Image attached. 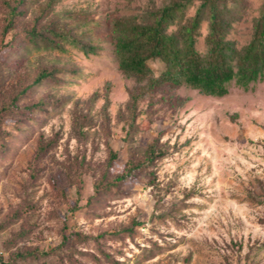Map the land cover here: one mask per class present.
I'll return each instance as SVG.
<instances>
[{
    "label": "rangeland",
    "instance_id": "obj_1",
    "mask_svg": "<svg viewBox=\"0 0 264 264\" xmlns=\"http://www.w3.org/2000/svg\"><path fill=\"white\" fill-rule=\"evenodd\" d=\"M5 1L3 261L38 249L51 253L14 264H264V78L248 88L233 80L221 97L165 83L134 108L138 83L119 67L112 22L164 0H25L3 34ZM262 1L236 6L229 38L239 49ZM148 64L155 76L165 68ZM42 70L53 72L36 83ZM152 144L161 154L144 162ZM130 161L141 163L136 174L115 182Z\"/></svg>",
    "mask_w": 264,
    "mask_h": 264
},
{
    "label": "trees",
    "instance_id": "obj_2",
    "mask_svg": "<svg viewBox=\"0 0 264 264\" xmlns=\"http://www.w3.org/2000/svg\"><path fill=\"white\" fill-rule=\"evenodd\" d=\"M239 1L242 0H164L161 6L148 8L141 15L114 19L112 36L119 67L138 83L130 92L132 106L135 108L139 99L165 83L188 85L207 95L221 97L229 93V84L233 80L248 88L252 82L264 78V0L254 20L252 38L240 49L229 38ZM5 2L8 18L3 34L14 28L18 9L25 0ZM194 5L195 11L189 15L188 10ZM204 22L208 23L206 51H201L197 42ZM32 35L35 37L37 33ZM71 42L86 52L92 49L80 40ZM53 44L52 47L61 48L60 43ZM151 59L164 63L165 68L159 76L154 75L148 64ZM52 72L42 70L35 82L51 76ZM3 110L6 107L0 108V112ZM159 154L160 151L158 153L152 144L145 152L144 162H153ZM116 157L117 154L111 150L110 164ZM140 164L128 162L126 169L114 177L115 182L132 177ZM50 253L38 249L19 250L11 263L3 261L0 256V264H14L17 260L27 262L32 258L47 257Z\"/></svg>",
    "mask_w": 264,
    "mask_h": 264
}]
</instances>
